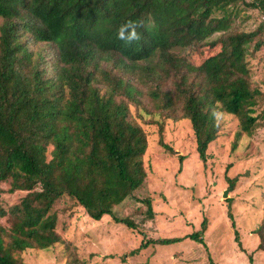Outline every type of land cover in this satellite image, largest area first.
I'll list each match as a JSON object with an SVG mask.
<instances>
[{
  "label": "trees",
  "instance_id": "obj_1",
  "mask_svg": "<svg viewBox=\"0 0 264 264\" xmlns=\"http://www.w3.org/2000/svg\"><path fill=\"white\" fill-rule=\"evenodd\" d=\"M240 5L264 18V0H0V182L25 191L8 209L0 197V264L60 240L58 199L134 227L112 208L146 175L143 123L168 148L164 123L187 119L203 162L218 112L252 133L263 93L250 85L247 57L264 29H233ZM126 22L135 35L122 40ZM205 228L188 236L202 242ZM255 232L264 250V205Z\"/></svg>",
  "mask_w": 264,
  "mask_h": 264
},
{
  "label": "rangeland",
  "instance_id": "obj_2",
  "mask_svg": "<svg viewBox=\"0 0 264 264\" xmlns=\"http://www.w3.org/2000/svg\"><path fill=\"white\" fill-rule=\"evenodd\" d=\"M258 25L264 29L262 14L243 5L231 23L233 29L246 30ZM247 58L250 85L263 93L252 133L238 132L237 117L218 112L220 131L203 162L187 119L164 123L162 139L168 148L159 142L157 125L143 123L146 175L132 195L112 208L116 217H127L135 226L110 215L90 218L81 206L58 199L53 210L60 240L44 249L17 252L19 264H210L208 255L213 264H264L255 232L264 205V44ZM8 186L0 182L5 209L25 192H7ZM146 199L152 205L151 217L145 214ZM203 220L206 228L199 242L188 235L200 230ZM0 224L8 226L5 216L0 215ZM158 238L176 240L152 241Z\"/></svg>",
  "mask_w": 264,
  "mask_h": 264
},
{
  "label": "clouds",
  "instance_id": "obj_3",
  "mask_svg": "<svg viewBox=\"0 0 264 264\" xmlns=\"http://www.w3.org/2000/svg\"><path fill=\"white\" fill-rule=\"evenodd\" d=\"M134 28V25H132L131 23H125L124 25H122L119 30H118V33H117V36L119 39H131L134 37V31H130L131 29ZM126 32H127V37H126Z\"/></svg>",
  "mask_w": 264,
  "mask_h": 264
},
{
  "label": "water",
  "instance_id": "obj_4",
  "mask_svg": "<svg viewBox=\"0 0 264 264\" xmlns=\"http://www.w3.org/2000/svg\"><path fill=\"white\" fill-rule=\"evenodd\" d=\"M226 193H227V191H224V192H223V195H225V196H226Z\"/></svg>",
  "mask_w": 264,
  "mask_h": 264
}]
</instances>
